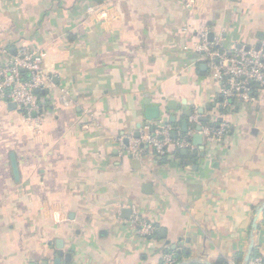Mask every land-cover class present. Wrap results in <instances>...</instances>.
Instances as JSON below:
<instances>
[{"label": "crops", "instance_id": "obj_1", "mask_svg": "<svg viewBox=\"0 0 264 264\" xmlns=\"http://www.w3.org/2000/svg\"><path fill=\"white\" fill-rule=\"evenodd\" d=\"M188 1L0 0L1 40L44 51L51 79L41 123L0 93V264H241L264 203V89L226 102L196 45L264 46V0ZM147 122L195 129L191 146L133 153ZM222 124L201 149L197 127ZM254 250L264 262V210Z\"/></svg>", "mask_w": 264, "mask_h": 264}, {"label": "built area", "instance_id": "obj_2", "mask_svg": "<svg viewBox=\"0 0 264 264\" xmlns=\"http://www.w3.org/2000/svg\"><path fill=\"white\" fill-rule=\"evenodd\" d=\"M191 3V0L188 1ZM89 12H95L89 8ZM203 60L217 72L216 80L219 83L220 95L226 102L233 98L244 101L256 99V94L264 89V46L260 48L234 45L231 48H222L217 41H210L204 34L201 41L196 45ZM0 93L9 102L16 103L30 120L36 116L39 122L47 113L45 99L36 89L45 90L51 87V79L44 68L45 52L29 46L20 47L13 55L8 45L0 38ZM193 124L200 123L198 112L191 116ZM41 123V122H40ZM170 124L160 123L152 125L145 123L140 132V137L132 147L133 153H139L141 143L148 145L153 154L163 158L168 153L167 148L175 143L178 148L191 146L190 137L193 130L176 139L172 138ZM208 141L222 142L227 135V126L222 124L218 128L202 126L199 131ZM131 223L136 228V233L142 237L153 236L156 226L143 220L137 211L131 218ZM175 253L168 252L164 258V264H175ZM248 264H264L263 259L256 255L252 256Z\"/></svg>", "mask_w": 264, "mask_h": 264}, {"label": "water", "instance_id": "obj_3", "mask_svg": "<svg viewBox=\"0 0 264 264\" xmlns=\"http://www.w3.org/2000/svg\"><path fill=\"white\" fill-rule=\"evenodd\" d=\"M257 49L259 48V46L256 47ZM15 54V52H13V55ZM36 92H38V89H36ZM12 105L13 106H16V103L12 102ZM156 112V110H155ZM190 114V112H189ZM155 117H158L157 115ZM149 118H153L149 116ZM201 122H206L207 121V118H201L200 119ZM197 130L198 131H201L202 130V126L199 125L197 127ZM184 131H187V122H184ZM135 137L136 138H139L140 137V133H136L135 134ZM195 139V142L200 145L201 149H204V145H203V135L202 133H196L193 137ZM187 150L184 149V152H186ZM11 162H12V167H13V171H14V175H15V179L17 182L20 181V174H19V168H18V164H17V158H16V155L15 153H12L11 154ZM264 210V203L259 205L256 209V213H255V216H254V219H253V223H252V230H251V238H250V244L248 246V249L243 257V260L241 262V264H248L251 257H252V254H253V251H254V246H255V235H256V232L258 230V227H259V219H260V216L262 214ZM193 263H201V264H216V263H213L209 260H206V259H196V258H188V259H182L178 262H176L175 264H193Z\"/></svg>", "mask_w": 264, "mask_h": 264}, {"label": "trees", "instance_id": "obj_4", "mask_svg": "<svg viewBox=\"0 0 264 264\" xmlns=\"http://www.w3.org/2000/svg\"><path fill=\"white\" fill-rule=\"evenodd\" d=\"M157 158H158V157H157ZM159 159L162 160L161 158H159ZM252 256H256V250L253 251ZM176 257H177V262L183 259V258H182V253L179 252L178 250H177V252H176Z\"/></svg>", "mask_w": 264, "mask_h": 264}]
</instances>
